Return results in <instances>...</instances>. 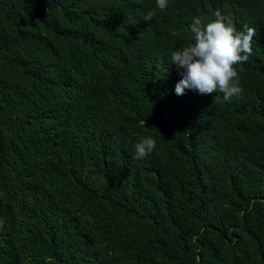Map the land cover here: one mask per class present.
<instances>
[{
  "label": "trees",
  "instance_id": "1",
  "mask_svg": "<svg viewBox=\"0 0 264 264\" xmlns=\"http://www.w3.org/2000/svg\"><path fill=\"white\" fill-rule=\"evenodd\" d=\"M217 10L243 94L176 95ZM0 264H264V0H0Z\"/></svg>",
  "mask_w": 264,
  "mask_h": 264
},
{
  "label": "clouds",
  "instance_id": "2",
  "mask_svg": "<svg viewBox=\"0 0 264 264\" xmlns=\"http://www.w3.org/2000/svg\"><path fill=\"white\" fill-rule=\"evenodd\" d=\"M156 6L163 11L168 7V0H156ZM154 14L150 11L144 19L151 20ZM189 30L192 42L173 51L170 57L182 77L175 85V94L184 95L187 89L201 95L219 92L229 102L233 97H240L243 89L234 66L246 62L252 54L256 29L245 24L242 31H237L217 10L215 19L193 17ZM155 147L154 138L142 137L135 144L133 158L143 159Z\"/></svg>",
  "mask_w": 264,
  "mask_h": 264
}]
</instances>
